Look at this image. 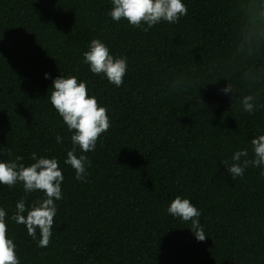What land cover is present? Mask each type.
I'll list each match as a JSON object with an SVG mask.
<instances>
[{
	"label": "trees",
	"instance_id": "1",
	"mask_svg": "<svg viewBox=\"0 0 264 264\" xmlns=\"http://www.w3.org/2000/svg\"><path fill=\"white\" fill-rule=\"evenodd\" d=\"M181 2L187 15L144 32L113 21L111 0H0V161L22 156L27 167L36 153L64 176L46 248L39 229L33 240L11 220L22 184H0L20 264H264V169L232 179L221 163L242 149L252 158L251 140L264 135V0ZM92 39L127 58L122 86L84 63ZM60 75L86 81L108 109L95 151L77 146L91 161L87 183L64 163L73 133L50 103ZM44 195L28 194L26 206ZM177 195L201 211L205 241L167 213Z\"/></svg>",
	"mask_w": 264,
	"mask_h": 264
},
{
	"label": "clouds",
	"instance_id": "2",
	"mask_svg": "<svg viewBox=\"0 0 264 264\" xmlns=\"http://www.w3.org/2000/svg\"><path fill=\"white\" fill-rule=\"evenodd\" d=\"M111 3L112 8L108 15L113 21L119 22L124 19L131 26L142 28L144 32L162 20L175 24L181 16L187 15L188 11L181 0H111ZM144 24L147 25L146 28L143 27ZM83 58L91 73L98 76L103 74L109 83L116 87L123 85L128 68L127 58L124 56L114 58L108 46L100 39L90 41L89 50L83 53ZM45 78H49L48 73H45ZM51 89V106L62 117L69 132L73 133L70 137L73 147L67 151L64 163L75 170L77 181L87 183L89 175L87 169L91 166V161L87 155L76 154L77 146L82 153L95 151L100 136L111 127L108 109L100 106L95 96H89L87 82L78 81L76 76L67 78L58 76L53 80ZM231 91V85L222 89L226 94ZM240 103L243 110L249 114L257 109L252 95L243 96ZM56 141L63 143L64 138L57 135ZM251 145L254 153L252 158H248L247 149H242L234 153L230 166L228 161L221 162L226 166L232 179L243 177L249 166L264 169V135L254 137ZM2 151L3 148H0V152ZM8 152L11 155V149H8ZM31 159L35 163L27 167L20 163L23 160L22 156H16L15 160L8 162L0 161V184L6 185L9 189L18 183L22 184L25 196L16 202L11 220L26 226L27 234L33 240L37 239L36 230L39 229L38 247L46 248L51 241L54 218L58 211L56 201L63 199L61 184L64 176L56 158L37 159L36 153H33ZM260 174L264 176V170ZM36 191L43 192L44 197L35 199L30 206H26L28 194ZM166 211L174 219L190 221L189 230L197 241L202 242L208 238L199 219L202 213L190 199L177 195ZM6 216V210L0 208V264H20L15 251L16 245L13 239L8 237Z\"/></svg>",
	"mask_w": 264,
	"mask_h": 264
}]
</instances>
